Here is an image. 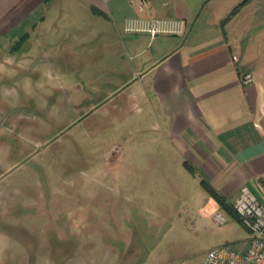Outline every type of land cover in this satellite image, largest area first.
Returning a JSON list of instances; mask_svg holds the SVG:
<instances>
[{"label": "rangeland", "instance_id": "rangeland-1", "mask_svg": "<svg viewBox=\"0 0 264 264\" xmlns=\"http://www.w3.org/2000/svg\"><path fill=\"white\" fill-rule=\"evenodd\" d=\"M58 10L43 47L0 51V264H201L246 246L235 216L204 214L198 179L122 91L131 60L114 62L111 28Z\"/></svg>", "mask_w": 264, "mask_h": 264}, {"label": "crops", "instance_id": "crops-1", "mask_svg": "<svg viewBox=\"0 0 264 264\" xmlns=\"http://www.w3.org/2000/svg\"><path fill=\"white\" fill-rule=\"evenodd\" d=\"M67 4L99 22L104 39L111 28L121 44L111 47L114 62L129 55L132 74L121 89L146 103L169 157L198 179L204 214L229 213L205 184L228 206L242 186L263 201L264 0H145L142 9L139 0H0V51L43 47ZM135 15L183 19L186 30L122 33L123 19ZM243 71L254 74L253 83H241Z\"/></svg>", "mask_w": 264, "mask_h": 264}, {"label": "built area", "instance_id": "built-area-1", "mask_svg": "<svg viewBox=\"0 0 264 264\" xmlns=\"http://www.w3.org/2000/svg\"><path fill=\"white\" fill-rule=\"evenodd\" d=\"M145 0H139L142 9ZM123 33H146L150 37L158 34L183 35L186 23L179 18H160L146 16H127L121 24ZM233 55L232 59L236 60ZM251 71L240 74L242 84L254 82ZM231 212L241 225L248 231L246 246L237 248L233 245H218L210 248L201 264H264V204L248 186H242L233 203L229 204ZM216 223H223L226 218L219 209L212 212ZM174 264H181L175 262Z\"/></svg>", "mask_w": 264, "mask_h": 264}, {"label": "trees", "instance_id": "trees-1", "mask_svg": "<svg viewBox=\"0 0 264 264\" xmlns=\"http://www.w3.org/2000/svg\"><path fill=\"white\" fill-rule=\"evenodd\" d=\"M205 188L207 189V191L216 198V200L219 202L221 208L227 210L231 215H233V213L231 212V210H229V206L225 203V200L222 199L221 197H219L208 185L205 184ZM234 216V215H233Z\"/></svg>", "mask_w": 264, "mask_h": 264}]
</instances>
